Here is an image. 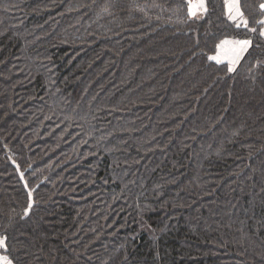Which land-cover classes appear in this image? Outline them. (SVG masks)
I'll use <instances>...</instances> for the list:
<instances>
[{
	"label": "trees",
	"instance_id": "obj_1",
	"mask_svg": "<svg viewBox=\"0 0 264 264\" xmlns=\"http://www.w3.org/2000/svg\"><path fill=\"white\" fill-rule=\"evenodd\" d=\"M261 2L0 0L13 264H264Z\"/></svg>",
	"mask_w": 264,
	"mask_h": 264
},
{
	"label": "snow or ice",
	"instance_id": "obj_2",
	"mask_svg": "<svg viewBox=\"0 0 264 264\" xmlns=\"http://www.w3.org/2000/svg\"><path fill=\"white\" fill-rule=\"evenodd\" d=\"M224 7H225L226 15L229 20L236 21L237 19H239L243 23L244 27L248 28V20L244 18V13L241 10V6H240V0H224ZM196 9H199L202 12H206L207 7L205 5V0H195V3H193V0H188V15L189 16L197 15ZM259 9L261 14L264 15V2H261L259 4ZM257 23L261 25L259 29V36L264 37V19H260ZM236 26L240 27V24L237 23ZM248 30L253 33L257 32V28L255 27L248 28ZM251 44H252L251 39H242V40H234V41H229L226 39L221 41L220 46L223 45L232 46L231 50L235 53V58L232 61H230V63H235L239 59L240 54L247 51V49L251 46ZM217 63H219L218 60ZM232 70L233 69L229 67V71ZM21 178H23V174H21ZM29 195H31V193H29ZM30 207L31 204H29V208ZM5 241H6V237L0 238V248H3L5 251H7V246ZM0 264H13V261L7 255H2L0 256Z\"/></svg>",
	"mask_w": 264,
	"mask_h": 264
},
{
	"label": "crops",
	"instance_id": "obj_3",
	"mask_svg": "<svg viewBox=\"0 0 264 264\" xmlns=\"http://www.w3.org/2000/svg\"><path fill=\"white\" fill-rule=\"evenodd\" d=\"M198 10V9H197ZM196 10V11H197ZM232 46L231 45H223L220 49V52L218 54L217 60L219 61H232L233 58H235V53L231 50ZM245 52L240 54L242 56ZM231 59V60H230ZM5 255L4 249L0 248V256Z\"/></svg>",
	"mask_w": 264,
	"mask_h": 264
},
{
	"label": "rangeland",
	"instance_id": "obj_4",
	"mask_svg": "<svg viewBox=\"0 0 264 264\" xmlns=\"http://www.w3.org/2000/svg\"><path fill=\"white\" fill-rule=\"evenodd\" d=\"M237 20H239V19H237Z\"/></svg>",
	"mask_w": 264,
	"mask_h": 264
}]
</instances>
